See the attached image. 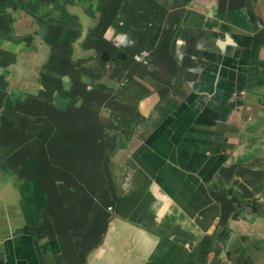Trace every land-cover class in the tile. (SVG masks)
I'll list each match as a JSON object with an SVG mask.
<instances>
[{"label": "crops", "instance_id": "crops-1", "mask_svg": "<svg viewBox=\"0 0 264 264\" xmlns=\"http://www.w3.org/2000/svg\"><path fill=\"white\" fill-rule=\"evenodd\" d=\"M99 1L0 0V57L19 37L24 44L18 52L40 53L47 29L53 28L47 15L74 12L77 5L90 14L101 6L98 18L104 13L109 38L115 35L124 43L128 34L130 53L161 41L164 52L177 54L175 66L153 55L156 76L147 84L183 81L182 92L172 103L156 87L141 102L143 124L150 126L142 134L157 136L150 143L135 141L133 152L141 151L145 160L128 166L132 186L122 188L114 175L102 178L103 187L95 186L93 175L86 203L81 202L85 188L51 194L44 176L33 178L36 170H45L46 140L28 156L27 139L39 140L38 131L26 129L17 144L4 142V132L25 128L0 110V264H264V0H149L147 7L138 0ZM128 3L140 9L141 18ZM180 39L184 46L174 44ZM188 69L196 72L194 79ZM15 72L0 60V77L12 78ZM191 81L195 88L189 87ZM196 88L212 94L211 100L200 110H180ZM182 127L186 136L174 143L170 137ZM251 142L257 144L253 150ZM16 154L26 161H14ZM165 155L166 161L159 158ZM242 163L250 167L242 170ZM160 166L165 173H159ZM75 178L82 180L77 173ZM50 204L60 214L46 227ZM69 213L74 223L63 220Z\"/></svg>", "mask_w": 264, "mask_h": 264}, {"label": "flooded vegetation", "instance_id": "flooded-vegetation-1", "mask_svg": "<svg viewBox=\"0 0 264 264\" xmlns=\"http://www.w3.org/2000/svg\"><path fill=\"white\" fill-rule=\"evenodd\" d=\"M138 1L143 7L148 6L149 0ZM99 2L101 4V0ZM99 11H102V7L96 6L88 14L84 7L77 5L74 6V12L47 15L52 20L48 25L49 27L53 25V28L47 29V41L42 44L43 48L40 53L18 52L16 48L22 47L24 41L20 37L11 41L14 49L3 50L5 53L0 57L1 61L9 63L16 69L15 76L12 78L0 77V110L2 113H7L11 119L17 120L25 129L40 133L41 129L47 125L57 134L58 130L62 131V128L66 126L73 125L75 128H80L81 119L85 118L88 126L91 127L95 126V117L103 118L105 123H113V114L125 116L126 113H132L137 97L146 95L139 104L150 97L151 94H148L145 88L148 85L147 80L151 76H156L151 69V59L156 48L147 51L136 49L130 53L126 50L131 44L130 36L123 34L127 36L124 43H120L119 37L115 35L109 38L110 31L101 21L104 13H101L98 18ZM67 14H69L68 17ZM86 15L89 19H86ZM80 16H84L85 21L92 20L93 28L89 30L87 38L77 48V42L85 32ZM64 20H68L67 27L63 26ZM119 25H122L121 21ZM2 42L0 41V49ZM183 42L184 40L180 39L174 44L184 46ZM83 44H89V46L83 48ZM87 52H91V55H81ZM73 63L82 77L86 70H92L89 95L96 89L104 91L99 101L92 98L88 102L86 115H84V105L74 111L76 102L81 98L78 99L75 96L78 92L77 86L69 84L68 74L73 70ZM138 68H145V72L139 74ZM44 95L52 98L46 107L45 120L32 115L33 109L36 114H43L45 107L42 96ZM39 101L43 106L42 110L35 106ZM114 106L116 109H110ZM106 107L111 112L108 118L104 115ZM247 109L253 110L252 107ZM248 120L252 118L249 117ZM56 140L59 149L60 140L57 138ZM51 155H53L52 152L50 157ZM26 183V185L32 184L31 181H26Z\"/></svg>", "mask_w": 264, "mask_h": 264}, {"label": "rangeland", "instance_id": "rangeland-1", "mask_svg": "<svg viewBox=\"0 0 264 264\" xmlns=\"http://www.w3.org/2000/svg\"><path fill=\"white\" fill-rule=\"evenodd\" d=\"M130 12L137 16L138 18H141V11L140 9L134 4V3H128ZM161 14L162 18H167L168 13L165 8H161ZM184 28L182 27L180 29V32L183 33ZM156 48V52L154 53L155 60H164L168 61L170 66H175V61L177 58V54H174L172 52H164L163 47L164 43L159 41L154 44ZM102 57V54H101ZM68 68V67H64ZM63 68V69H64ZM196 70L197 68H193ZM79 70L77 69V66L73 63V70L68 74L69 78V84L77 86V94L75 96L80 99L82 95L88 91L89 86L88 82L82 77V75H79ZM86 73V71H85ZM188 75L193 78V75H196V72H190L188 69ZM194 79V78H193ZM189 87L195 88L196 82L191 81L190 84H188ZM156 87H162L169 95L170 100L172 103H176L175 96L180 94L183 89V81L178 82H172L167 81L165 83L162 82V80L156 79L152 81L150 84H148L145 88L148 94H151L154 91V88ZM76 90V89H73ZM197 91H192V97L188 100V102L185 105H182L180 107V110H183L184 108H187L191 111L194 110H200L203 107H205L206 102L211 100L212 94H202L200 93V89L196 88ZM43 102H44V112L42 115H38L35 113L34 109L32 110V115H35L39 117L40 119L45 120L46 115V107L48 103L51 101V97L48 95L42 96ZM80 101L76 102L77 105L74 107V111H77L80 107L79 104ZM110 109H116V106ZM110 109L107 107L104 109V115L110 116L111 112ZM177 110L173 114H171V122L176 123L178 120L179 111ZM146 114L144 111H142L141 106L139 102L135 104L132 110V114L129 116H122L118 114H113V123L106 124L104 122V119L101 117H95V121L97 122V125L91 127L90 134L84 135L82 128H75L73 125L66 126L65 128H62V131L59 133H55L50 130V128L46 125L43 127L39 133V140H37L34 137L28 138V154L32 151V148L35 144H42L44 143L46 139V144L48 146V149L45 148V151L42 153V160L45 163V170L43 171V174L41 175V172L39 170H36L34 172L33 178L35 177H41L44 176L42 179L43 182L47 186H51L53 181L55 180V171L51 169V162H50V153L56 154L59 149L57 148V139L64 142V148L65 144H74L73 147V154L77 158L76 167V173L79 174V170L87 171L86 165L87 162H90L89 164V171L94 173L95 176V186H101L103 187V181L102 178H108L110 175H114L116 177L117 183L119 186H122V188H129L132 186V168H129L130 165H135L136 162L141 159V161L145 160L141 156V151L133 152L135 147V141L140 143H150L153 139H155V136L149 135L145 136L142 134L143 130H146L149 132L150 126H146L143 124L145 120ZM108 118V117H107ZM99 128H104L106 131L110 132L105 138L100 137L98 134L95 133L96 130ZM26 129H23V131L16 132L13 129H9L8 131L4 132L1 135V139L8 143L13 142L15 144L19 143L22 140V135H24ZM178 129H176L175 133L171 135V140L174 143H181L183 142L182 137L184 138L186 136V128L182 127L181 132ZM204 135H207L206 133H203ZM89 137H91L94 140V144L89 148L87 146H90L91 143L89 140ZM257 144L255 142H251L249 144V148L251 150L255 149ZM76 149V153H75ZM151 150V148H150ZM160 153L167 154L166 148H160ZM90 154V158L86 157ZM161 160L166 161V155L165 158L159 157ZM151 157L149 156V161H151ZM98 160L101 161V166L98 165ZM14 161H26V157L21 156L20 154H16ZM256 162H259L258 160ZM250 166L246 163H242L240 165V168L242 170L249 168ZM29 169H32L29 166ZM150 169V167H148ZM165 166L159 167V173L163 174L165 173ZM23 175H27L26 170H22ZM81 180V179H78ZM152 175L150 174V182L153 183ZM1 189V187H0ZM85 189L87 191L86 194H84L81 197V202L86 203L90 200L92 196V186L85 185ZM38 203V202H37ZM1 204V203H0ZM39 207H36L34 218L37 219L38 216ZM60 214V208L50 204L47 207V216L45 219V226L49 227L51 224H53L55 221H58L57 215ZM63 220L65 222L71 223L75 222V216L72 213H69V215ZM35 228H37V223L34 224ZM31 264V263H27Z\"/></svg>", "mask_w": 264, "mask_h": 264}, {"label": "trees", "instance_id": "trees-1", "mask_svg": "<svg viewBox=\"0 0 264 264\" xmlns=\"http://www.w3.org/2000/svg\"><path fill=\"white\" fill-rule=\"evenodd\" d=\"M91 73L92 70H86V73L83 76V78L89 83L88 84L89 88L92 82ZM103 95H104V91H101L99 89H96L94 93L92 92L90 93V95L88 91L82 95L80 99V106L84 105L83 107L84 115H86L88 102H90L92 98H95L96 101H99V99ZM145 96L146 95L137 97L135 99V104H137V102H140ZM35 106L40 110L43 109V106L41 105L40 101ZM129 108H131L130 104H129ZM131 114L132 113H126L125 116H129ZM106 124H110V123H106ZM95 125H97V122L95 123ZM80 128L83 129L84 135L88 134V132L90 134L91 132V126H88L86 118L81 119ZM59 132L60 130H58V133ZM95 133L102 138H105L108 135V132L104 128H99L98 130L95 131ZM89 140H90L89 143L91 144L90 146L87 147L90 148L94 144V140L91 137H89ZM58 147L60 149L59 153L53 154L50 157V162H51L50 167L59 174V179H55L52 185L49 186L50 193L51 194L56 193L59 192L61 189H65V188H85V185H89L93 183L94 181L92 179V176L94 175V173L89 171L90 162H87V158H90V154L86 157L87 165L85 169H87V171L79 170V176L82 178V180H77L75 178L76 168L78 169V167H76L77 158L75 155H71L69 153L70 149L74 147V144L66 143L64 148V142L59 141ZM75 153H76V149H75ZM98 165L101 166L100 160H98Z\"/></svg>", "mask_w": 264, "mask_h": 264}, {"label": "water", "instance_id": "water-1", "mask_svg": "<svg viewBox=\"0 0 264 264\" xmlns=\"http://www.w3.org/2000/svg\"><path fill=\"white\" fill-rule=\"evenodd\" d=\"M86 19H89V17L86 15ZM80 18H81V21H82V24H83V26H84V30H85V32H84V34H83V36L78 40V42H77V48H79V45L87 38V36H88V34H89V30L90 29H92L93 27H92V20H86L85 21V18H84V16H80ZM81 55H83V56H89V55H91V52H87V53H84V54H81ZM108 132V131H107ZM110 132H108V134H109ZM160 135V134H159ZM156 134H155V138H156Z\"/></svg>", "mask_w": 264, "mask_h": 264}, {"label": "built area", "instance_id": "built-area-1", "mask_svg": "<svg viewBox=\"0 0 264 264\" xmlns=\"http://www.w3.org/2000/svg\"><path fill=\"white\" fill-rule=\"evenodd\" d=\"M187 247H189V244H187Z\"/></svg>", "mask_w": 264, "mask_h": 264}, {"label": "clouds", "instance_id": "clouds-1", "mask_svg": "<svg viewBox=\"0 0 264 264\" xmlns=\"http://www.w3.org/2000/svg\"><path fill=\"white\" fill-rule=\"evenodd\" d=\"M123 39H124V38H122V42H123Z\"/></svg>", "mask_w": 264, "mask_h": 264}]
</instances>
